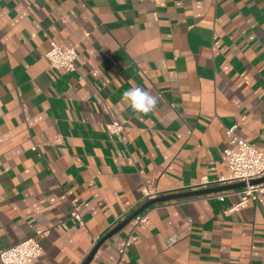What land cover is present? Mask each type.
<instances>
[{"label": "crops", "instance_id": "1", "mask_svg": "<svg viewBox=\"0 0 264 264\" xmlns=\"http://www.w3.org/2000/svg\"><path fill=\"white\" fill-rule=\"evenodd\" d=\"M230 126L264 145V0H0V248L41 229L35 264H264V201L230 210L241 181H219ZM216 186L151 204L122 260L131 221L100 242L146 191Z\"/></svg>", "mask_w": 264, "mask_h": 264}, {"label": "built area", "instance_id": "2", "mask_svg": "<svg viewBox=\"0 0 264 264\" xmlns=\"http://www.w3.org/2000/svg\"><path fill=\"white\" fill-rule=\"evenodd\" d=\"M50 46L46 52V58L52 68L75 71L77 53L73 47H66L55 40H49ZM104 130L111 134H120L123 126L116 120H111L103 126ZM227 146L223 150L224 162L229 173L226 177H220L219 181H242L245 185L236 193L239 200L230 210H237L245 206L249 200L260 203L264 201V182L249 184L251 179L264 176V145L251 143L235 131V126L226 128ZM208 180H201L199 184L206 185ZM226 194L220 192L217 196L222 199ZM145 200L149 198V192H145ZM149 207L135 215L131 219V229L120 241L119 255L123 259L129 247L137 239V229L149 218ZM74 216L80 220L78 214ZM48 230H36L35 233L16 244L0 248V264H35L43 254L41 240L46 237Z\"/></svg>", "mask_w": 264, "mask_h": 264}, {"label": "water", "instance_id": "3", "mask_svg": "<svg viewBox=\"0 0 264 264\" xmlns=\"http://www.w3.org/2000/svg\"><path fill=\"white\" fill-rule=\"evenodd\" d=\"M261 182H264V176L259 177V178H255V179H251L249 181V184H257V183H261ZM244 185H245V182H242V181L238 182V184H236V186H240V187H243ZM222 189H224V186L207 187V188H202V189H197V190H187V191H183V192H170L167 194H162V195H157V196L151 197V198L145 200L134 211L130 212L122 221H120L118 224H116L109 232H107L101 238L100 242L102 240H104L105 238L113 235L117 231H119L127 223H129V221H131V219L135 215H137L138 213H140L144 209L148 208L151 204L158 203V202H164V201H170V200H176V199H181V198H187V197H192V196L203 195V194L219 191ZM94 250L95 249H93L90 252V254L80 264H87L88 261L91 259L92 255L94 253Z\"/></svg>", "mask_w": 264, "mask_h": 264}, {"label": "clouds", "instance_id": "4", "mask_svg": "<svg viewBox=\"0 0 264 264\" xmlns=\"http://www.w3.org/2000/svg\"><path fill=\"white\" fill-rule=\"evenodd\" d=\"M122 102L127 103L135 112L147 115L154 111L158 97L139 86H134L124 91Z\"/></svg>", "mask_w": 264, "mask_h": 264}]
</instances>
